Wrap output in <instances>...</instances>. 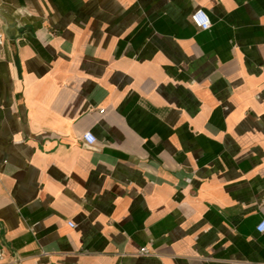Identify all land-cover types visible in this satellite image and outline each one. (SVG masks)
Instances as JSON below:
<instances>
[{
	"label": "crops",
	"instance_id": "1",
	"mask_svg": "<svg viewBox=\"0 0 264 264\" xmlns=\"http://www.w3.org/2000/svg\"><path fill=\"white\" fill-rule=\"evenodd\" d=\"M0 29L6 264H264V0H0Z\"/></svg>",
	"mask_w": 264,
	"mask_h": 264
},
{
	"label": "built area",
	"instance_id": "2",
	"mask_svg": "<svg viewBox=\"0 0 264 264\" xmlns=\"http://www.w3.org/2000/svg\"><path fill=\"white\" fill-rule=\"evenodd\" d=\"M192 21L196 24L198 28L201 30H209L212 27L213 21L209 14V12L200 7L196 9L191 14ZM6 41V34L3 30L0 29V49L4 46ZM101 111H104V109H101ZM83 142L87 146H94L97 143V137L92 131H86L83 134ZM71 226H75L74 222H70ZM257 230L259 232H264V218L258 223ZM140 254L149 255L152 254V251L147 246H143L140 248ZM0 264H6L5 260V251L0 245Z\"/></svg>",
	"mask_w": 264,
	"mask_h": 264
}]
</instances>
